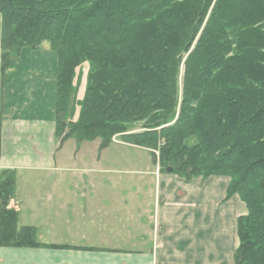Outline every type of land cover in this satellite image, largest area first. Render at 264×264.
<instances>
[{"label":"trees","instance_id":"16d2710c","mask_svg":"<svg viewBox=\"0 0 264 264\" xmlns=\"http://www.w3.org/2000/svg\"><path fill=\"white\" fill-rule=\"evenodd\" d=\"M0 17L2 73L25 49L56 54L57 137L121 136L187 180L229 178L247 210L235 264H264V0H0ZM15 187L1 172L0 248H39Z\"/></svg>","mask_w":264,"mask_h":264},{"label":"crops","instance_id":"0c3cea01","mask_svg":"<svg viewBox=\"0 0 264 264\" xmlns=\"http://www.w3.org/2000/svg\"><path fill=\"white\" fill-rule=\"evenodd\" d=\"M19 59L4 73L0 66V173H16L10 207L19 228L36 229L41 247L0 248V264H235L238 219L217 211L223 194L209 203L201 182L215 177L158 176L150 217L139 204L134 214L112 219L117 215L103 205L110 180L73 175L80 170L65 148L70 139L57 137V58L47 67L16 65Z\"/></svg>","mask_w":264,"mask_h":264},{"label":"rangeland","instance_id":"374dc122","mask_svg":"<svg viewBox=\"0 0 264 264\" xmlns=\"http://www.w3.org/2000/svg\"><path fill=\"white\" fill-rule=\"evenodd\" d=\"M25 50L26 52L24 53V56H20V59L18 58L19 60L16 61V65H44L45 67L52 66L53 64L56 65V54L52 51L47 42L43 43L37 50H31L29 48ZM87 70L88 65H85L81 69L83 83L78 93L75 94L76 102L83 97L86 87ZM140 132H142L141 127L137 126L132 133ZM65 148L71 151L68 154L73 155V153H75L76 155L75 167L78 168L80 172H74L73 175H78L80 177L95 176L110 180L111 191L106 192L109 194L106 198L107 202L105 201L103 205L105 206V209L114 212L112 213L113 215H117L116 218L112 219L117 220L119 219V216L122 219L124 213L134 214V212L139 211V204L142 206L144 214L150 217V215H152V213L158 208V176L171 174L181 179H185L174 173L173 168H171L173 169L172 173H167V170L170 167H163L159 163V150L135 146L121 136H116L113 139V142L106 147L102 146V141L100 139L82 142L76 139H70L65 143ZM93 166L95 168L94 171L92 170ZM70 173L66 172L65 176L71 175ZM141 180L144 181L143 185ZM201 182L209 189V203H215V200L219 198L218 195L221 193L223 194L222 202H216L214 208H216L217 211L223 210L225 213L231 214L233 223H235L240 216L247 213L245 205L241 202L238 196H233L229 199L227 198L226 188L228 190L230 184L229 178L215 177L214 179ZM137 188L143 190L142 195H136ZM136 199L138 201L137 203ZM81 205L83 211L84 208H86V202H81ZM99 205H102V203L99 202V204H96V206ZM137 206L138 210L136 208ZM127 219L129 220V217ZM110 226H112V223H110Z\"/></svg>","mask_w":264,"mask_h":264},{"label":"water","instance_id":"95a60500","mask_svg":"<svg viewBox=\"0 0 264 264\" xmlns=\"http://www.w3.org/2000/svg\"><path fill=\"white\" fill-rule=\"evenodd\" d=\"M173 172V169H171V168H169L168 170H167V173H172Z\"/></svg>","mask_w":264,"mask_h":264}]
</instances>
